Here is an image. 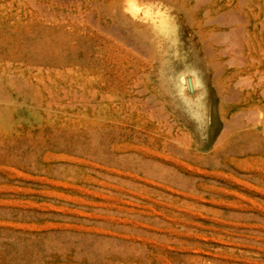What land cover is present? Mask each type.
<instances>
[{
  "label": "rangeland",
  "instance_id": "obj_1",
  "mask_svg": "<svg viewBox=\"0 0 264 264\" xmlns=\"http://www.w3.org/2000/svg\"><path fill=\"white\" fill-rule=\"evenodd\" d=\"M152 1L0 0V264H264V0Z\"/></svg>",
  "mask_w": 264,
  "mask_h": 264
},
{
  "label": "bare ground",
  "instance_id": "obj_2",
  "mask_svg": "<svg viewBox=\"0 0 264 264\" xmlns=\"http://www.w3.org/2000/svg\"><path fill=\"white\" fill-rule=\"evenodd\" d=\"M111 1H113V0H111ZM116 1H118V0H116ZM153 1H158V3H155L156 4V6H158V5H160V4H163L164 3V0H153ZM152 1V2H153ZM206 2H208V1H206ZM109 3H110V1L108 2V5H109ZM115 3V2H114ZM168 5H172V6H174V7H176V8H185V7H187V6H185V7H183V4H180L179 6H176L175 5V1L174 0H167V2H166ZM177 4V3H176ZM107 5V8L108 7H110V8H112L113 6H114V4L112 3V4H110V6H108ZM115 6H116V4H115ZM114 6V7H115ZM130 6V5H129ZM113 7V8H114ZM117 7V8H116ZM115 8L116 9H118V12H119V14L121 15V18L123 19V22L125 23V24H130V25H132V26H134L135 28H141V29H143V30H145V31H147V30H149V26H147V25H144L143 24V22H141V21H136V19H133L131 16H129V13H130V8L128 7V5L126 4V3H124V4H121V6H116ZM131 7V6H130ZM205 7L206 8H218V9H220L221 8V4L220 3H218L217 1H212L210 4H206L205 5ZM112 8V9H113ZM184 10V9H183ZM187 11V10H186ZM133 17H135V16H133ZM158 19V18H157ZM156 18H152V21H153V24H152V29L153 30H157V27L159 28V27H161L162 25H160V24H163V23H161L160 22V24L158 25V23H157V21H155V20H157ZM232 22V21H231ZM205 30V29H204ZM202 31V30H201ZM232 32V31H231ZM200 33V32H199ZM207 33V32H206ZM202 34H203V31H202ZM201 34V36L200 35H198V36H200V38H203L204 37V35H202ZM206 35V34H205ZM234 37V36H233ZM228 39V38H227ZM248 40V39H247ZM246 44H248V43H246ZM217 45V44H216ZM237 45V44H236ZM239 45V44H238ZM235 46V42L234 43H230V42H228L226 45H225V51H223V49H219L218 48V46H217V49L214 51V57H216L217 59H219V60H223L224 58H230L229 60H231V58L233 59L234 58V56H235V53H234V51L233 50H235L233 47ZM247 46V45H246ZM242 49V48H241ZM243 54H245L246 55V58L247 59H249L250 57H251V55H250V53H249V49H247V48H245V51L243 50ZM241 53V52H240ZM238 55V54H237ZM244 55V56H245ZM225 56V57H224ZM239 57V56H238ZM232 61V60H231ZM237 61V60H236ZM241 61V60H240ZM249 61H251V60H249ZM229 62V61H228ZM228 64V66H229V64L230 63H227ZM231 64H232V62H231ZM239 64V63H238ZM234 65V64H233ZM231 66V65H230ZM229 66V67H230ZM246 66V65H245ZM254 66V65H253ZM247 68V67H246ZM255 68V67H254ZM257 70H258V68H256ZM261 72V71H260ZM263 73V72H262ZM234 74V80H235V82H236V84L237 83H239V84H241V87L242 88H249V87H252V88H255V87H259V85L263 88L264 87V74H260V73H254V72H251V71H248V70H245V68L244 69H241L240 70V72H238V68H236V71H235V73H231V74H229L230 76L231 75H233ZM229 76V77H230ZM233 77V76H232ZM231 79V78H230ZM227 79H226V77L225 76H222V77H220L219 78V81L220 82H224V84L223 85H221L220 86V88H222V87H224L225 86V81H226ZM228 81V80H227ZM230 81V80H229ZM189 83V87L190 88H194V82L192 81V80H190V81H188ZM229 83V82H228ZM227 84V83H226ZM260 87V88H261ZM230 88V87H229ZM251 88V89H252ZM261 88V89H262ZM219 89V88H218ZM224 89V88H223ZM247 90V89H246ZM249 90H250V88H249ZM253 90V89H252ZM258 89H256V91H257ZM220 91H222V90H220ZM229 91V90H228ZM262 91H263V89H262ZM227 92V91H226ZM251 92L252 91H250V94H251ZM219 93V92H218ZM222 93H223V91H222ZM221 93V94H222ZM225 93V92H224ZM244 93H245V91H244ZM253 93V92H252ZM253 95H254V93H253ZM259 95V94H258ZM264 94H262V96H263ZM252 96V95H251ZM250 96V97H251ZM220 97V96H219ZM221 97H223L222 95H221ZM246 97H247V95H246ZM250 97L248 98L249 100H250ZM224 98V97H223ZM223 98H222V100H223ZM242 98V97H241ZM248 99H246V101L248 100ZM237 100V99H236ZM252 100V99H251ZM250 100V101H251ZM249 101V102H250ZM253 101L254 100H252V103H253ZM255 102V101H254ZM248 103V102H247ZM254 104V103H253ZM224 105V104H223ZM230 105V104H229ZM231 106V105H230ZM49 107V106H48ZM233 108V107H232ZM234 108H235V106H234ZM37 112V111H36ZM36 112H35V114H36ZM222 112V111H221ZM227 113V112H226ZM223 114V113H222ZM249 114V113H248ZM254 114V113H253ZM238 115V114H237ZM223 117V116H222ZM230 118V117H229ZM258 120V119H257ZM263 120V119H262ZM252 122V121H251ZM231 124V123H230ZM255 124V123H254ZM248 125V124H247ZM228 129V128H227Z\"/></svg>",
  "mask_w": 264,
  "mask_h": 264
}]
</instances>
